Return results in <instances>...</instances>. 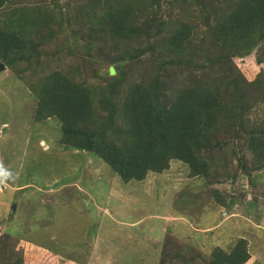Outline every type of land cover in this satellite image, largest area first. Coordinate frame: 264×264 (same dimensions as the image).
<instances>
[{"label":"trees","instance_id":"obj_1","mask_svg":"<svg viewBox=\"0 0 264 264\" xmlns=\"http://www.w3.org/2000/svg\"><path fill=\"white\" fill-rule=\"evenodd\" d=\"M54 1L50 8L46 0H0V64L22 74L42 62L55 33L84 36L83 49L98 60L82 51L68 71L53 69L29 85L30 120L57 119L61 146L96 156L125 183L175 162L189 180L207 184L234 183V162L250 180L264 170V0ZM245 60L260 68L257 77L243 74ZM88 66L93 85L79 78ZM214 194L229 209L234 195ZM252 223L264 236L261 220ZM27 243L34 248L0 227V264H30ZM35 249L40 258L57 255ZM248 249L240 237L212 247L205 262L246 264ZM187 252L201 257L193 246ZM184 258L168 264H197Z\"/></svg>","mask_w":264,"mask_h":264},{"label":"rangeland","instance_id":"obj_2","mask_svg":"<svg viewBox=\"0 0 264 264\" xmlns=\"http://www.w3.org/2000/svg\"><path fill=\"white\" fill-rule=\"evenodd\" d=\"M46 1L54 8V0ZM55 34L43 45L38 66L22 74L0 71V227L35 244L23 246L24 253L40 246L84 264H168L177 254L187 263L206 264L212 247L240 237L249 242L246 264H264V236L252 228L255 219L264 230V170L250 180L234 162V183L227 178L207 184L189 180L175 162L143 182L125 183L96 156L61 146L57 119L30 120L35 99L29 85L53 69L68 71L83 59L82 51L87 54L84 36L66 28ZM91 54L85 60H98ZM243 64L245 76L257 77L258 66ZM91 70L79 74L89 85L96 81L88 77ZM215 191L234 195L229 209L216 202ZM189 246L201 257L188 255Z\"/></svg>","mask_w":264,"mask_h":264},{"label":"clouds","instance_id":"obj_3","mask_svg":"<svg viewBox=\"0 0 264 264\" xmlns=\"http://www.w3.org/2000/svg\"><path fill=\"white\" fill-rule=\"evenodd\" d=\"M49 119H52V118H48V119H46L45 121H47V120H49ZM53 119H55V118H53ZM45 121H41V122H45ZM4 126V125H3ZM67 148V147H66ZM72 149V148H71ZM12 211H13V213H14V211H15V206H13L12 207ZM40 247V246H39ZM41 248V247H40ZM57 254V253H56ZM56 257H58V258H53L52 257V260L51 259H49V260H44V261H41V260H39L38 261V264H64V263H67V262H69V263H71V262H74V261H69V260H67V259H64L60 254H57V255H55ZM251 259V258H250ZM249 262V261H248ZM247 262V263H248ZM73 264H84V263H80V262H74Z\"/></svg>","mask_w":264,"mask_h":264},{"label":"crops","instance_id":"obj_4","mask_svg":"<svg viewBox=\"0 0 264 264\" xmlns=\"http://www.w3.org/2000/svg\"><path fill=\"white\" fill-rule=\"evenodd\" d=\"M45 251H46V250H45ZM46 252H47V251H46ZM49 252H52V251L49 250ZM27 253H29V256H28V255H27V256L24 255V257H25V259L28 260V263H30V264H31V262H33V264H38V261H39V260H41V261L49 260V259L52 260V257H53V258H58V257H56V256H52V257H46V256H43V257L40 258V254L36 251V249L33 250V251H31V253H30V251H28ZM30 254H31V255H30ZM64 264H73V263H69V262H67V263H64Z\"/></svg>","mask_w":264,"mask_h":264},{"label":"water","instance_id":"obj_5","mask_svg":"<svg viewBox=\"0 0 264 264\" xmlns=\"http://www.w3.org/2000/svg\"><path fill=\"white\" fill-rule=\"evenodd\" d=\"M4 69H5V66L0 64V71H3Z\"/></svg>","mask_w":264,"mask_h":264}]
</instances>
